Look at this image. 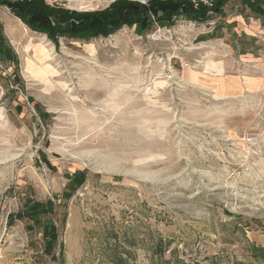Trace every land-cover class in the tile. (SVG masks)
I'll use <instances>...</instances> for the list:
<instances>
[{"label":"rangeland","instance_id":"obj_1","mask_svg":"<svg viewBox=\"0 0 264 264\" xmlns=\"http://www.w3.org/2000/svg\"><path fill=\"white\" fill-rule=\"evenodd\" d=\"M162 16L55 44L0 7V264H264V15Z\"/></svg>","mask_w":264,"mask_h":264},{"label":"trees","instance_id":"obj_2","mask_svg":"<svg viewBox=\"0 0 264 264\" xmlns=\"http://www.w3.org/2000/svg\"><path fill=\"white\" fill-rule=\"evenodd\" d=\"M149 0L145 4L138 2L115 1L108 9L93 13L78 14L63 8H51L41 0L30 2L19 0H0V7H6L33 32L45 34L57 43L58 37H67L75 41H88L94 37H107L123 25L140 23L146 27L151 20L168 19L182 8L185 14L202 22L214 16H222L229 0H210L211 6L197 0L195 5L187 0ZM245 5L258 15H264L259 0H245ZM201 13L199 16L197 13ZM211 12V14H208ZM197 14V15H196ZM11 59V49L3 35L0 24V61ZM80 176L81 173H76ZM53 227H48L50 238L54 237ZM48 241H50L48 239Z\"/></svg>","mask_w":264,"mask_h":264},{"label":"built area","instance_id":"obj_3","mask_svg":"<svg viewBox=\"0 0 264 264\" xmlns=\"http://www.w3.org/2000/svg\"><path fill=\"white\" fill-rule=\"evenodd\" d=\"M19 1H26L30 2L31 0H19ZM46 6L51 8H64L61 4H59L60 0H41ZM202 2L207 5L211 6L210 0H202ZM263 134L260 133H249L243 138L242 143L248 147L258 146L263 141Z\"/></svg>","mask_w":264,"mask_h":264},{"label":"crops","instance_id":"obj_4","mask_svg":"<svg viewBox=\"0 0 264 264\" xmlns=\"http://www.w3.org/2000/svg\"><path fill=\"white\" fill-rule=\"evenodd\" d=\"M0 24H1V22H0ZM1 26H2V24H1ZM215 28H216V26H215ZM2 30H3V27H2ZM242 30H244V29H242ZM244 32V31H243ZM4 35V34H3ZM5 37V36H4ZM191 77H194V76H191ZM252 79V80H251ZM262 80V79H261ZM257 82V85H259L260 84V77H258V78H256L255 79V77H253V78H248V82L250 83V82ZM256 84V83H255Z\"/></svg>","mask_w":264,"mask_h":264},{"label":"bare ground","instance_id":"obj_5","mask_svg":"<svg viewBox=\"0 0 264 264\" xmlns=\"http://www.w3.org/2000/svg\"><path fill=\"white\" fill-rule=\"evenodd\" d=\"M92 2V1H91ZM93 5V4H92ZM71 6L73 7V8H78L79 7V4L78 3H76L75 1H73V0H71ZM83 7V6H82ZM81 7H79V9H80ZM44 58H47V55L46 54H44ZM176 77V76H175ZM182 83V82H181Z\"/></svg>","mask_w":264,"mask_h":264}]
</instances>
